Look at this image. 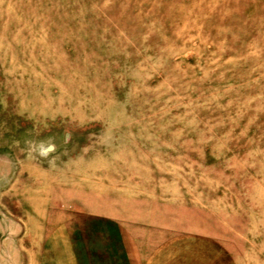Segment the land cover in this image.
<instances>
[{
	"label": "rangeland",
	"instance_id": "1",
	"mask_svg": "<svg viewBox=\"0 0 264 264\" xmlns=\"http://www.w3.org/2000/svg\"><path fill=\"white\" fill-rule=\"evenodd\" d=\"M87 210L264 264V0H0V264Z\"/></svg>",
	"mask_w": 264,
	"mask_h": 264
},
{
	"label": "crops",
	"instance_id": "2",
	"mask_svg": "<svg viewBox=\"0 0 264 264\" xmlns=\"http://www.w3.org/2000/svg\"><path fill=\"white\" fill-rule=\"evenodd\" d=\"M79 219L89 222L86 228L74 229L72 224L66 223ZM61 221L63 224L60 228L52 230L51 234L43 239L44 262L39 264H206V254L205 250L203 251L207 241L205 235L198 240L203 243L201 255L200 250H197L196 254L201 260L188 261L178 255L181 251L176 253L177 259H173L174 241L166 239L174 236L173 230L152 227V224L132 225L133 228L129 229L123 223L127 221L125 213H109L103 210L77 211L68 216L64 215ZM93 232L103 235V239L94 240L96 235ZM103 245H107L108 249L102 250ZM180 249H184V246ZM213 249L220 252V246L216 248L213 244ZM102 252L107 254L108 259L102 261L100 256V260H94V254L96 256ZM213 256V259L209 260L210 263L220 264V253ZM193 261L195 263H191Z\"/></svg>",
	"mask_w": 264,
	"mask_h": 264
}]
</instances>
